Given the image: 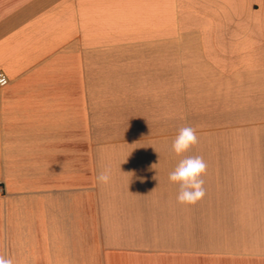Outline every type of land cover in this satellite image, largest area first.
Here are the masks:
<instances>
[{"label": "crops", "instance_id": "0c3cea01", "mask_svg": "<svg viewBox=\"0 0 264 264\" xmlns=\"http://www.w3.org/2000/svg\"><path fill=\"white\" fill-rule=\"evenodd\" d=\"M0 72V255L264 264V0H0Z\"/></svg>", "mask_w": 264, "mask_h": 264}, {"label": "clouds", "instance_id": "9594fccd", "mask_svg": "<svg viewBox=\"0 0 264 264\" xmlns=\"http://www.w3.org/2000/svg\"><path fill=\"white\" fill-rule=\"evenodd\" d=\"M7 83L0 80V84ZM198 143L196 132L191 127H183L172 143V150L177 156L188 152ZM206 163L202 157H187L180 160L177 167L169 174V180L179 186L177 202L184 205H194L205 196L204 180ZM111 180V170L105 169L97 176L101 184H108ZM0 264H14L11 258L0 255Z\"/></svg>", "mask_w": 264, "mask_h": 264}, {"label": "built area", "instance_id": "2783aa9c", "mask_svg": "<svg viewBox=\"0 0 264 264\" xmlns=\"http://www.w3.org/2000/svg\"><path fill=\"white\" fill-rule=\"evenodd\" d=\"M0 80H4V81H6L7 83H8V79H7V77L3 74V73H1L0 72ZM7 83H5V84H0V88H2V87H4L5 85H7ZM2 188L0 187V194L2 193Z\"/></svg>", "mask_w": 264, "mask_h": 264}]
</instances>
